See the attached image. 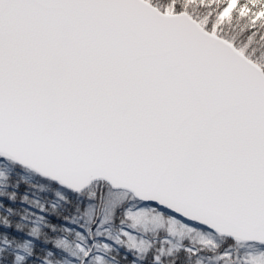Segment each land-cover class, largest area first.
<instances>
[{
    "label": "snow or ice",
    "instance_id": "snow-or-ice-1",
    "mask_svg": "<svg viewBox=\"0 0 264 264\" xmlns=\"http://www.w3.org/2000/svg\"><path fill=\"white\" fill-rule=\"evenodd\" d=\"M0 264H264V0H0Z\"/></svg>",
    "mask_w": 264,
    "mask_h": 264
}]
</instances>
